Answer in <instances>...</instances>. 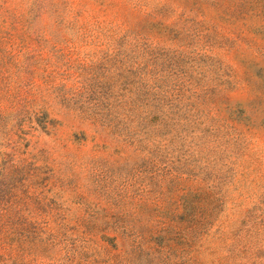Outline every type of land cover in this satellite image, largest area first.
Masks as SVG:
<instances>
[{
    "label": "rangeland",
    "instance_id": "1",
    "mask_svg": "<svg viewBox=\"0 0 264 264\" xmlns=\"http://www.w3.org/2000/svg\"><path fill=\"white\" fill-rule=\"evenodd\" d=\"M0 264H264V0H0Z\"/></svg>",
    "mask_w": 264,
    "mask_h": 264
}]
</instances>
